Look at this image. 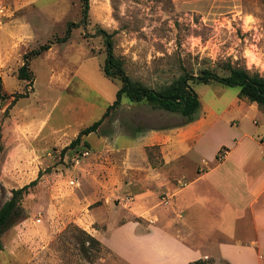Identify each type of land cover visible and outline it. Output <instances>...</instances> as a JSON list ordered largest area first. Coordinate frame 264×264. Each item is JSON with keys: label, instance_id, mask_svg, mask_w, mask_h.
I'll use <instances>...</instances> for the list:
<instances>
[{"label": "rangeland", "instance_id": "374dc122", "mask_svg": "<svg viewBox=\"0 0 264 264\" xmlns=\"http://www.w3.org/2000/svg\"><path fill=\"white\" fill-rule=\"evenodd\" d=\"M87 1L85 23L74 26L66 41L55 42L67 21L78 23L81 18L80 0H0V92L5 95L0 98V183L4 188L0 202L8 197L6 191L35 180L21 198L34 208L35 216L45 207V177L61 172L64 180L65 174L71 175L78 180L73 190L84 186L89 191L103 173L104 179L111 177L120 188L129 181L132 165L144 171L147 165L156 168L160 162L155 144L144 149L135 146L128 153L124 146L182 120L122 96L95 131L68 147L80 129L100 118L119 86L116 78L101 71L104 46L97 28L111 33L112 52L125 73L148 87L166 83L181 67L192 74L201 68L222 74L225 63L264 77V0ZM47 41H52L48 49L28 60L31 81L17 79L22 55ZM191 86L204 122L196 137L182 144L189 146L178 168L186 177L197 166L214 165L218 146L228 148L233 139L252 135L259 126L264 134V120L259 117L256 123L246 106L231 104L236 87L216 82ZM82 150L87 154L79 156L77 165L101 161L112 171H95L94 178L90 169L89 175L81 176L73 168L72 157ZM224 151L218 148L217 160ZM81 239L85 235L74 223L67 222L58 231L55 227L36 264H126L87 241L83 253Z\"/></svg>", "mask_w": 264, "mask_h": 264}, {"label": "crops", "instance_id": "0c3cea01", "mask_svg": "<svg viewBox=\"0 0 264 264\" xmlns=\"http://www.w3.org/2000/svg\"><path fill=\"white\" fill-rule=\"evenodd\" d=\"M231 104L246 106L256 123L259 117L264 120V112L254 102L235 97ZM203 122L204 116L198 113L183 126L179 122L131 139L124 146L126 153L135 146L144 149L155 144L160 162L156 168L147 165L144 171L132 165L129 181L120 188L111 177L104 179L103 173L89 191L84 186L73 190L68 183L74 178L71 175L65 174L64 180L61 172L45 177V207L35 216L26 199L20 200L23 216L0 234V264H36L55 227L58 231L67 222L126 264H186L197 259L212 264H264L261 126L252 135L233 139L228 148L218 146L214 165L204 163L186 177L178 168L189 146L182 144L196 137ZM219 147L225 151L217 160ZM73 168L81 176L89 175L91 169L93 177L95 171H112L101 161L90 160ZM3 192L0 183V196Z\"/></svg>", "mask_w": 264, "mask_h": 264}, {"label": "trees", "instance_id": "16d2710c", "mask_svg": "<svg viewBox=\"0 0 264 264\" xmlns=\"http://www.w3.org/2000/svg\"><path fill=\"white\" fill-rule=\"evenodd\" d=\"M81 18L78 23L67 21L63 35L55 38V42H64L68 39L70 30L79 23H85L88 11V1L80 0ZM96 32L101 36L104 46V58L101 66V71L108 78H116L119 81L114 95L113 101L105 108L103 114L91 124L80 129L75 137L69 142L68 147H74L80 142L83 135L96 130L103 117L109 110L117 107L120 104L122 96L134 104H145L151 109L162 110L168 113L177 114L182 119L179 125H183L195 120L198 116L200 102L197 94L193 90L192 83L216 82L222 86L236 87V97L246 99L249 102H254L256 106L264 112V77L255 71H249L244 66L232 65L225 63L222 67L224 73L219 74L210 68H201L197 74H192L181 67V72L171 78L164 84L152 88L144 85L138 80L131 79L124 71L121 60L116 57L111 48V33L106 32L102 28H97ZM52 41H47L39 45L35 49H31L22 55V62L17 68V79H25L28 83L31 81V76L28 72V60L37 56L42 51L48 49ZM1 89V78H0ZM5 97L0 92V98ZM137 127V126H136ZM83 145H87L82 141ZM217 158V155H215ZM35 180L30 181L27 185L19 188H12L10 195L0 204V234L16 220L23 216V210L20 205V200L23 194L26 193L28 185H31ZM85 235V240L79 241V248L83 253L87 249L84 242L91 243L96 247H104L93 236L81 230ZM1 247V244H0ZM186 264H212L208 259H197Z\"/></svg>", "mask_w": 264, "mask_h": 264}, {"label": "built area", "instance_id": "2783aa9c", "mask_svg": "<svg viewBox=\"0 0 264 264\" xmlns=\"http://www.w3.org/2000/svg\"><path fill=\"white\" fill-rule=\"evenodd\" d=\"M87 154L86 150H82L80 153H77V151L75 152L74 156L72 157V161H73V165H77L78 164V158L79 156H85ZM69 185L71 187H76L78 186V180L76 178H71L68 181ZM165 203V201H164Z\"/></svg>", "mask_w": 264, "mask_h": 264}]
</instances>
